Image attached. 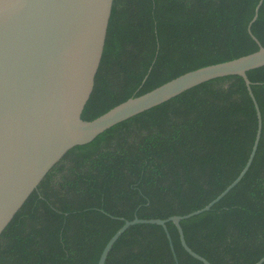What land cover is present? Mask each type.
<instances>
[{
  "label": "trees",
  "instance_id": "16d2710c",
  "mask_svg": "<svg viewBox=\"0 0 264 264\" xmlns=\"http://www.w3.org/2000/svg\"><path fill=\"white\" fill-rule=\"evenodd\" d=\"M113 0L101 61L82 118L192 68L264 45V0ZM261 113L253 159L208 209L181 219L187 244L212 264L264 254V64L247 71ZM257 114L243 77L145 109L71 147L0 234V264H96L124 219L202 207L239 173ZM137 222L104 264H205L166 222ZM260 264H264L262 261Z\"/></svg>",
  "mask_w": 264,
  "mask_h": 264
},
{
  "label": "water",
  "instance_id": "95a60500",
  "mask_svg": "<svg viewBox=\"0 0 264 264\" xmlns=\"http://www.w3.org/2000/svg\"><path fill=\"white\" fill-rule=\"evenodd\" d=\"M261 3H256L248 22V31L257 42L250 26ZM112 5L113 0H0V234L71 147L91 141L108 127L145 109L239 74L254 102L257 128L248 158L236 177L205 205L187 213L125 218L106 241L96 263L104 264L115 240L137 222L163 226L176 262L166 226L171 220L182 246L203 263L212 264L187 244L180 221L220 199L253 159L262 120L247 71L264 64V45L258 42L253 51L184 71L84 119L81 114L94 87ZM262 261L264 254L251 264Z\"/></svg>",
  "mask_w": 264,
  "mask_h": 264
}]
</instances>
